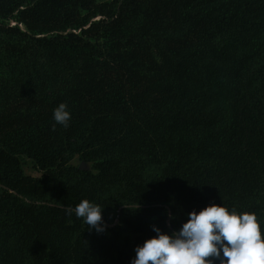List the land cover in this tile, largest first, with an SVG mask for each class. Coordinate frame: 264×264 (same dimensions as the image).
<instances>
[{"label": "trees", "instance_id": "1", "mask_svg": "<svg viewBox=\"0 0 264 264\" xmlns=\"http://www.w3.org/2000/svg\"><path fill=\"white\" fill-rule=\"evenodd\" d=\"M213 203L264 231V0H0V264H130Z\"/></svg>", "mask_w": 264, "mask_h": 264}, {"label": "clouds", "instance_id": "2", "mask_svg": "<svg viewBox=\"0 0 264 264\" xmlns=\"http://www.w3.org/2000/svg\"><path fill=\"white\" fill-rule=\"evenodd\" d=\"M53 120L65 128L69 126L71 112L66 102L53 110ZM104 209L83 199L67 212L81 218L88 229L104 232ZM185 215L186 222L178 230L165 231L152 224L155 235L135 247L130 264H264V231L255 212L213 203ZM166 216L176 219L172 212Z\"/></svg>", "mask_w": 264, "mask_h": 264}, {"label": "rangeland", "instance_id": "3", "mask_svg": "<svg viewBox=\"0 0 264 264\" xmlns=\"http://www.w3.org/2000/svg\"><path fill=\"white\" fill-rule=\"evenodd\" d=\"M74 164L77 165V166H81L84 163L81 162L80 160L76 159L74 161ZM84 167L85 168H90V165H85L84 164ZM23 170H24V173L27 174V175H31V176H39L40 175V173L36 169L34 163L31 160H29V159H25L24 160Z\"/></svg>", "mask_w": 264, "mask_h": 264}, {"label": "water", "instance_id": "4", "mask_svg": "<svg viewBox=\"0 0 264 264\" xmlns=\"http://www.w3.org/2000/svg\"><path fill=\"white\" fill-rule=\"evenodd\" d=\"M81 168H82V169L84 168V164L81 165Z\"/></svg>", "mask_w": 264, "mask_h": 264}]
</instances>
